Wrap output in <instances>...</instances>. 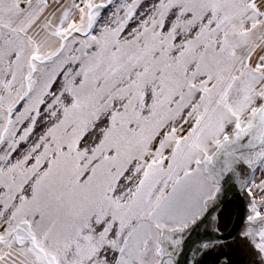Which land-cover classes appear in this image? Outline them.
I'll list each match as a JSON object with an SVG mask.
<instances>
[{"label": "snow or ice", "instance_id": "6c2138e0", "mask_svg": "<svg viewBox=\"0 0 264 264\" xmlns=\"http://www.w3.org/2000/svg\"><path fill=\"white\" fill-rule=\"evenodd\" d=\"M0 264H264V0H0Z\"/></svg>", "mask_w": 264, "mask_h": 264}]
</instances>
